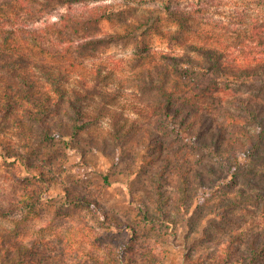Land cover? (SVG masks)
<instances>
[{"label":"rangeland","instance_id":"1","mask_svg":"<svg viewBox=\"0 0 264 264\" xmlns=\"http://www.w3.org/2000/svg\"><path fill=\"white\" fill-rule=\"evenodd\" d=\"M105 2L114 5V14L89 30L106 37L105 42L88 51L87 57L76 53L63 61L33 49L39 60L69 66L65 88L89 90L87 109L93 114L103 111L104 118L74 141L65 137L48 143L23 132L16 118L0 114V264H232L229 244L236 251L253 254L246 240H264V201L252 196L264 192V178L253 179L252 174L264 172V163L241 154L245 175L235 179L226 158L214 147L197 148L173 125L155 119L154 110L165 97L160 87L142 78H149V70L163 84L156 69L161 72L165 67L170 88L176 80L190 83L186 77L193 75L183 78L182 68L171 65L166 57L187 53L205 64L208 58L194 46L210 48L230 64L213 95L219 100L205 101L211 104L212 116L221 122L223 110L247 116L248 106H264V34L260 29L264 0ZM85 4L72 8L79 11ZM67 10L69 6L55 4L49 10L50 22ZM116 33L122 35L112 38ZM251 67L262 79L244 77ZM76 81L87 83L86 88ZM20 114L26 116L21 109ZM114 120L124 129L116 131ZM26 123L42 131L38 123ZM131 126L135 129L123 136ZM144 126L159 131V137L145 138ZM245 126L256 132L253 123ZM164 151L198 165L189 198L191 211L172 200L170 190L184 193L175 188L182 184L180 177L164 168ZM151 176L167 191L157 195ZM67 191L86 195L95 203L75 201L67 197ZM144 210L152 221L143 219ZM104 211L116 216L122 226L105 219ZM165 218L175 224H161ZM253 232L261 235L253 236ZM217 250L219 257L213 260ZM256 259L264 264V251Z\"/></svg>","mask_w":264,"mask_h":264},{"label":"trees","instance_id":"2","mask_svg":"<svg viewBox=\"0 0 264 264\" xmlns=\"http://www.w3.org/2000/svg\"><path fill=\"white\" fill-rule=\"evenodd\" d=\"M105 1L0 0V10L3 11L0 14V20L4 21V23L0 21V114L3 115H1L3 118L6 113L16 118L18 120L17 124L22 127V131L40 142L54 143L60 139H65V137L74 141V139L80 137L83 131H90V125L104 118L103 111L93 114L87 109L86 102L88 100L86 99H91L88 95L89 90L86 89L82 92L74 88L72 90L65 88V81L69 79L71 71L68 68L69 66H54L50 65L45 59L39 60L33 49H40L45 57L52 59H73L76 53L79 57H87L88 51H92L93 47L101 45L106 38L98 34H90V28L111 18L115 11L114 5ZM85 2L87 4L83 5L79 11L72 8L74 5ZM57 3L69 6V10L60 14L58 20L50 22L51 12L49 10L51 11ZM92 3L95 4L91 6ZM179 12L177 11V13ZM16 18L22 22H17L18 19L16 20ZM44 19L47 21H43ZM31 21L34 22L31 24ZM37 22L43 26H39L40 24H36ZM260 29L264 34V24L260 26ZM83 33L85 34L82 35ZM118 35L120 34L116 33L111 37ZM194 49L206 55L208 59L205 64H201L199 57H193L187 53L169 54L166 57L172 62L171 65L182 68V71L185 72L183 78L188 73L193 75L186 77L191 81L190 83L182 85L180 79L176 80L173 88H170L167 86L169 73H167L168 69L165 67H162L161 72L156 69L163 84H159L149 70L147 72L149 78L144 77L142 80L146 84L160 87L158 89L165 97L159 108H152L155 109V119L164 121L165 125L166 123L173 125L174 129H177L176 131L184 139L197 148L214 147L217 154L222 158H226V163L234 171L233 174L236 179L238 175H245L244 165L239 161L241 154L250 157L253 162L264 163V154H260L261 150H264V106L257 104L248 106L246 108L247 116L236 115L231 110H223L224 121L219 122L216 120L211 114L214 113L211 110V104H207L205 101L211 98H214L215 101L219 100L213 95L222 76L228 74L227 68L230 64H228V60L223 59V55H217L210 48H197L194 46ZM236 60L240 61L239 58H236ZM185 65L186 67H184ZM188 68H191V71ZM255 69L253 67L246 69L247 75L244 77L249 79L257 76L262 79L261 74L255 72ZM195 70L198 73H194ZM75 83L84 89L87 86L85 82L76 81ZM178 94L179 97L176 96ZM220 102H223L221 98ZM20 109L24 110L26 116H21ZM116 116L114 115L113 118ZM26 120L38 123L42 126V131L39 132L35 126H28ZM241 120L245 121V124L246 122L247 124L253 123L256 126V132L252 134V131ZM113 123L116 131H121L125 127L123 124H119V120H114ZM62 128L65 129L63 132L60 130ZM133 129H135L134 126H131L128 130L123 131V136L130 135ZM142 131L145 138L159 137V131L153 130L150 126L142 127ZM118 133L121 136L120 132ZM246 140L249 141V145ZM164 158L166 160L164 168L168 173H175L182 182V184H177L175 188L182 190L183 196L170 190L172 200L180 202V208L186 207L188 211H191L193 205L189 204V198L196 185L195 177L198 175L196 174L198 169L195 168L198 165L190 158L184 159L185 157L182 158L178 155L171 156L169 152L164 154ZM37 169H41L39 164H37ZM151 177V181L154 182L155 189H157V195L167 191L165 186H161L158 182L160 181L158 178V181H155L153 176ZM252 177L253 179L257 177L264 178V172H253ZM253 179L247 178L250 184L254 183ZM165 183L166 180L164 185ZM71 194L72 196H70ZM192 196L194 197V195ZM67 197H71V199L73 197L76 199L75 201L82 200L89 205L95 203V200L83 194L74 195L72 192L67 191ZM252 197L264 201V192H258ZM168 198L166 197L165 200ZM133 203L135 204L136 200ZM159 208L161 211L164 210L162 201H159ZM165 212L167 213L168 210H165ZM215 212L217 213V211ZM219 217H221L220 214ZM104 218L112 221L113 225L122 226L116 216L110 214L109 211H104ZM143 219L149 222L152 221L147 210H144ZM171 220L165 218L160 223L174 225V220ZM129 228H133L134 232L136 231L133 226H129ZM251 235L259 237L261 233L257 232L255 234L253 232ZM246 241L247 246L252 247L253 254H244L243 250L236 251L229 244L227 251L228 257L233 261L232 264L245 261L258 264L256 258L264 251V240L254 239L251 242L250 239H247ZM241 242L243 243V241ZM125 245L127 247V244ZM125 245L122 246L125 247ZM219 251L217 250L213 254V260L219 257Z\"/></svg>","mask_w":264,"mask_h":264}]
</instances>
